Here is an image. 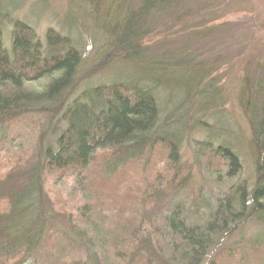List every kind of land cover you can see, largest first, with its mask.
Segmentation results:
<instances>
[{"label": "trees", "instance_id": "16d2710c", "mask_svg": "<svg viewBox=\"0 0 264 264\" xmlns=\"http://www.w3.org/2000/svg\"><path fill=\"white\" fill-rule=\"evenodd\" d=\"M214 2L108 0L112 11L104 16L112 26L101 28L100 62L83 84L81 40L53 30L40 37L14 18L20 5L0 0V264H37L44 242V260L62 246L74 256L63 264H80L74 259L93 241L104 253L94 264H264V83L240 96L255 151L256 179L248 185L233 152L243 139L215 83L220 58L209 63L220 46L211 34L222 27L207 28L215 19L191 12ZM189 19L198 22L189 28ZM72 20L62 23L76 28ZM167 24L179 27L180 41L164 37L162 52L148 48L152 32ZM112 67L130 74L100 75ZM45 118L52 138L44 132L35 141L22 132ZM196 131L194 162L207 174L197 190L180 163L184 140ZM232 132L238 141H225ZM61 171L82 187L84 203H73V211L85 229L72 240L52 227L65 225L66 208L56 209L43 188L48 173ZM97 208L114 210L115 233L93 221ZM249 226L256 236L242 239ZM235 236L240 240L228 246Z\"/></svg>", "mask_w": 264, "mask_h": 264}, {"label": "rangeland", "instance_id": "374dc122", "mask_svg": "<svg viewBox=\"0 0 264 264\" xmlns=\"http://www.w3.org/2000/svg\"><path fill=\"white\" fill-rule=\"evenodd\" d=\"M107 4L108 0H98V5L94 0H26L24 2L12 0L13 6L20 5L19 9L14 14V18L20 21L25 20L26 23L32 24L38 36H43L47 30H53L65 36L69 35L73 38V41L76 39L81 40L80 42H82V44L80 43L79 50L83 57V65L78 71L77 78L81 79V83L83 84L91 81L90 79L89 81L86 80L85 75L95 64L100 62V60H98L99 50L102 47L101 45L104 44L100 39V30L106 26H112L104 16L105 14H110L109 11H112L109 10L110 8ZM198 9H202L201 12H198ZM192 11L196 16L203 13V16L210 15L211 17L209 18L215 19L214 23L207 28L222 27L221 30L217 29L214 35L211 34L213 46L217 41H219L220 46L216 51L210 54L209 63L216 62L220 58L218 63L219 68L216 73L217 82L215 83L222 88L223 102H225L223 106L224 114H228L233 120L231 122L236 124V128L243 139L241 145L233 143V152L237 155L241 165V175H239V177L246 181L248 185H253L256 179V167L254 165L255 151L250 142L251 127L249 121H247V116L244 111L245 108L243 107L240 96L244 95L245 91L243 90L245 87H253L256 83L261 81L262 84L264 83V0H215L212 8H210L209 4H198L191 12ZM72 19L76 20V28H71L69 26L65 27L67 24L65 25L62 23H66V21L70 23L73 21ZM193 22L197 23L198 21L195 20ZM193 22L192 19H189V28H191L190 25ZM171 27V25L167 24L165 29L153 31L148 38V48L157 49L155 52H162L163 49H159V46H161L160 42L164 37L168 38L167 40L180 41L177 34L179 27L170 31ZM11 34V30L6 31V41H8L7 38H9ZM114 69L116 68L112 67V70L108 68L106 71L100 73V75L113 73V75L120 74L122 76H128L130 74V71L127 72ZM32 86L38 88L39 84H33ZM225 120L229 121L228 116ZM204 121L205 120H202V122ZM45 122H47L46 118L43 120L41 126V120L35 122V119H32L29 124H26L22 132L29 133L28 136L35 138V141H37L39 137L50 128ZM221 125L228 126L227 123H222ZM48 135L47 133V138ZM200 136L201 133L199 134V132L196 131L190 133L186 137V140H184L185 144H183L181 149L180 162L181 164H185V168H190L191 187L194 189L196 188V190L207 179L206 172L199 167V163L197 164L194 162L193 158L195 151L192 146L195 142L200 140ZM209 136L212 137L214 135L210 133ZM229 138L227 139V137L224 136L223 139L230 143L238 141V135L235 132H232ZM35 141L32 139V142ZM15 145L16 143L9 146L13 148V152H18L17 150H19V148L14 147ZM218 146L219 144L215 145V147ZM3 148V146L0 147L1 150ZM200 148L201 147H199V149ZM22 150L24 152L26 146H24ZM13 152H11V154ZM7 156H10V154ZM99 163L100 162L97 163L94 160L90 170L95 172L92 168H97L98 165L100 166ZM43 181L44 191L46 193L48 192L47 195L50 200H52V198L54 199L56 209H61L62 207L66 208L65 214H67V218L64 221L65 225L51 221L54 224L52 227L57 231L65 230L68 235L67 240H72L76 233L77 235L84 234L83 230L85 228H83L81 224L76 223L78 219L73 211L75 208L73 203L77 205L84 203L81 194L82 187L79 186L80 182L74 180V177L70 176V172L68 171L48 173ZM134 184L133 182L131 187L133 189L135 188ZM104 210L105 209L97 208L92 219L97 224L103 223V227L108 224V230L115 233L117 229L116 226L119 225V222L117 219L112 220L110 217L111 214L114 213V210ZM107 211H110V213ZM85 226L87 227L88 225ZM259 227L261 230L264 229V227ZM256 231L254 226L247 227L242 234V239H251L253 236H256ZM258 235V237H260L263 236L264 233L261 234L258 230ZM90 238L93 237L90 236ZM237 240H240L239 236H235L230 243H227L228 246L233 242H237ZM86 242L85 240V243ZM94 243V241L91 243V245L94 246V250L92 249L93 251H86L83 255H77L74 261H80V264H94L95 261L98 262L102 260L104 253ZM64 245L67 246L66 243ZM39 247L40 251H38V258L36 259L37 264H63L74 257L71 256L70 252L63 253L65 249L63 250L62 246H55L53 253H51L52 255L44 260L42 254L47 245L44 242ZM230 249H233V247H230L229 250ZM67 254L70 255L67 257ZM86 255L92 257L86 258Z\"/></svg>", "mask_w": 264, "mask_h": 264}, {"label": "bare ground", "instance_id": "6f19581e", "mask_svg": "<svg viewBox=\"0 0 264 264\" xmlns=\"http://www.w3.org/2000/svg\"><path fill=\"white\" fill-rule=\"evenodd\" d=\"M47 133L49 134V139L53 137V134H52L53 131L50 130V128L48 129V131L46 132V134H47ZM39 139H40V138H39ZM44 139H45V138H44Z\"/></svg>", "mask_w": 264, "mask_h": 264}]
</instances>
